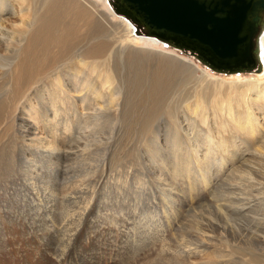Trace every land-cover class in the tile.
Returning <instances> with one entry per match:
<instances>
[{
	"label": "rangeland",
	"instance_id": "rangeland-1",
	"mask_svg": "<svg viewBox=\"0 0 264 264\" xmlns=\"http://www.w3.org/2000/svg\"><path fill=\"white\" fill-rule=\"evenodd\" d=\"M94 2L103 21L110 8ZM107 15L127 46L115 61L119 77L129 70L123 63L137 58L145 67L163 64L166 74H178L175 82L188 72L213 98L202 102L201 114L192 106L175 111L177 92L166 90L151 113V105L137 106L128 79L117 89V121L88 119L79 130L72 110L51 109V75L30 84L25 78L23 89L15 83L13 52L23 45L16 32L28 17L5 15L4 38L21 42L0 44V264H264V99H236L230 87L253 77L263 82L264 71H210L157 39L136 36L123 16ZM249 118L258 125L253 134L240 128Z\"/></svg>",
	"mask_w": 264,
	"mask_h": 264
},
{
	"label": "bare ground",
	"instance_id": "bare-ground-1",
	"mask_svg": "<svg viewBox=\"0 0 264 264\" xmlns=\"http://www.w3.org/2000/svg\"><path fill=\"white\" fill-rule=\"evenodd\" d=\"M94 1L16 0V2H14V0H0V44L2 40L5 42L3 43L5 47L12 43L18 46L21 42L18 39H11L8 41L4 38L3 34L5 33V31L3 28V22L5 20V15H18L20 17L27 15L28 17V20L25 23H20L22 25V27H20L21 31L16 32L23 39V45H21L20 47L18 46L19 48L14 52L12 50L14 54L13 57L15 58V62H13L12 64L14 66V75L12 73V76L13 78H15V83L19 85V88H21V86L25 87L27 85H25V81L23 82L25 78H29L30 84V81L32 80H39L43 77L46 78V76L51 75V94H49L52 102L51 109L56 112L60 110H62V112L72 110L73 118L78 125L77 129L79 130L88 125V119H90L89 122H95L96 124L100 120H105V122L107 120L108 123V120L112 121V118L116 120L122 106V104L118 100V97L122 94V91L117 90L118 86L120 87V89H123V87L128 86L131 80L132 85H134L133 89L135 95L136 93H138L136 98V100H138L137 106H139L142 102H145L149 107L151 105V108L149 110L147 109L151 113H154V111H158L159 106L164 104L166 100V90L177 92V96L172 99L173 101H171V103L174 102L176 103V105H180L181 107L176 109L173 108L175 111L181 108L187 110L189 109V106H192L194 108L190 109H193L195 112L199 110L197 112H200V114L203 113L204 107L202 106V102L213 98L212 96L214 92L210 90L207 85H205L206 83H202L201 85L200 82L198 83V85L192 84L190 80L191 76L189 77L190 74L187 76L188 72H186V78L181 77L180 81H177L178 84L176 85L177 82H175L176 80L174 77H176L177 79L178 74L176 76V74H174V71L172 72L175 75L173 77L172 74H170L171 72L166 74L164 69L161 67V65L163 64H154L152 66L145 67L143 63L146 62H143L142 60L140 61L136 58V60L133 59L131 63L125 62L123 63V66H121V69L125 71L126 69H129L131 71L133 68L134 73L128 70L124 73V76H118L120 67L115 64V61H117L118 58L120 59L121 56L124 55L126 45L122 46L123 43L119 42L121 38L116 33L117 31H115L116 27L110 28L111 22L109 21L110 19L107 14L109 13V15L112 16L113 13L114 15H116V13L112 10V3L114 0H103L104 2L106 1L108 7L110 8V11L112 12L111 13L108 9L107 14L103 13V21L100 17L102 13L97 10V7L95 5L96 3ZM16 4L18 5L17 13L15 11V8H17L15 7ZM124 20L131 25L136 36H139L143 39L145 38L146 41L147 39H151L158 42L153 37H149L143 33H136L135 25H133L128 19ZM104 21L109 25V27L104 23ZM21 25L18 24V27ZM130 25L123 27L126 33L129 32V35L132 34ZM257 49L260 66L259 72H261L264 71V24L261 35L258 38ZM127 55L129 56V53L126 54V56ZM126 56H124L123 59H125V61H129L128 56ZM129 57H131V55ZM140 59L143 58L140 56ZM127 63L130 66L129 68L128 66H126ZM57 65H61L62 68L59 69ZM187 65L188 67H190V71H199V69L191 63H188ZM64 69H67L68 71H64ZM56 70L58 71L56 72ZM171 70H173V68ZM167 72L169 71L167 70ZM180 72L182 73V71ZM201 72L205 78H210L204 71L201 70ZM182 75L179 74V76ZM169 77H173L174 80H172L171 82L169 80V82H167V80L170 79ZM128 79L130 80V82ZM10 82L11 81L6 83V86H9ZM126 83L128 84L125 85ZM204 85L208 90L204 87ZM177 87L178 89H175ZM230 87L231 89H233V93H235L236 99H238L239 97L242 98L244 94L251 93L256 98L264 99V81L261 82L258 79H255V77L246 82L233 84ZM219 88L220 86H216L213 89H217L218 91L220 90ZM102 93H105L107 97V101H104L103 104L99 102L101 97H103L101 96ZM88 99L90 100V103L85 104L87 103ZM213 101H215V99H213ZM225 103H222L221 105L226 106L224 105ZM33 106L32 108L34 109L35 107ZM175 111L171 113V117L173 119L172 121L175 127H179V122H177L178 118L176 115L177 112ZM54 126L56 125L54 124ZM257 126L258 125L255 123L254 118H249L247 123H245L244 125H240V128L247 134H253V132H255V130L257 129ZM242 134L243 133H241V135ZM51 139V144L48 145V153L53 154L52 152H55L53 150L57 146H54L55 142L53 143V140L55 139L53 138V136H51ZM220 141L223 142V139L221 138ZM223 148H226L225 144H223ZM76 218L78 219V216Z\"/></svg>",
	"mask_w": 264,
	"mask_h": 264
},
{
	"label": "water",
	"instance_id": "water-1",
	"mask_svg": "<svg viewBox=\"0 0 264 264\" xmlns=\"http://www.w3.org/2000/svg\"><path fill=\"white\" fill-rule=\"evenodd\" d=\"M112 10L210 71L260 70L264 0H118Z\"/></svg>",
	"mask_w": 264,
	"mask_h": 264
},
{
	"label": "flooded vegetation",
	"instance_id": "flooded-vegetation-1",
	"mask_svg": "<svg viewBox=\"0 0 264 264\" xmlns=\"http://www.w3.org/2000/svg\"><path fill=\"white\" fill-rule=\"evenodd\" d=\"M118 0H114L113 2H117Z\"/></svg>",
	"mask_w": 264,
	"mask_h": 264
}]
</instances>
